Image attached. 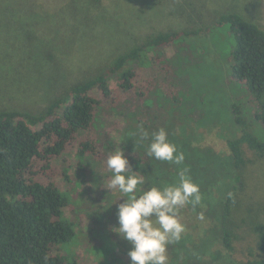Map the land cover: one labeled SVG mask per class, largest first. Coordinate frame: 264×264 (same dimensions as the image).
Masks as SVG:
<instances>
[{
  "label": "rangeland",
  "instance_id": "374dc122",
  "mask_svg": "<svg viewBox=\"0 0 264 264\" xmlns=\"http://www.w3.org/2000/svg\"><path fill=\"white\" fill-rule=\"evenodd\" d=\"M227 13L240 14L264 30V0H0V110L41 114L73 85L94 77L131 48L159 34L202 29L203 33L187 40L198 46L199 60L192 71L193 80L190 76L179 77L182 81L178 88L184 97L172 104L173 124L152 127L156 131L168 127L171 137L178 136L188 147L213 150L209 156L198 158L199 178H191L198 180L202 188L200 205L209 202L210 216L220 221L237 174L228 149V141L240 135L233 108L243 105L247 109L250 100L245 87L231 77L234 35L228 28L211 30ZM179 52L183 53L181 49ZM167 54L174 66L173 62L178 61L176 50L169 49ZM177 68L179 71L180 66ZM150 128L146 130L153 132ZM128 129L123 122L118 128L107 129L100 154L79 158L74 151L66 161L55 165L61 169L60 174L64 169L70 177L57 179L68 199L65 215L76 232L74 241L61 247L69 264H131L128 252L132 245L113 231L119 223V204L125 198L118 190L107 189L111 177L107 159L121 147L132 170L143 177L155 165L152 158L146 160L144 152L135 150ZM245 150L253 159L248 147ZM174 167L172 164L163 175L174 176L180 166L176 170ZM248 171L246 199L264 202V162L256 161ZM208 173L209 187L205 184ZM177 180L178 176L167 177L154 185L174 184ZM142 192L140 186L136 194ZM199 206L193 210L198 212ZM188 232L191 235L183 236L177 245L183 251L195 243L203 247L204 264H248L264 258L256 234L248 226L237 231L239 239L230 255L220 248L216 233H209L207 244H203L202 237H194V228ZM196 251L191 253L192 258Z\"/></svg>",
  "mask_w": 264,
  "mask_h": 264
},
{
  "label": "trees",
  "instance_id": "16d2710c",
  "mask_svg": "<svg viewBox=\"0 0 264 264\" xmlns=\"http://www.w3.org/2000/svg\"><path fill=\"white\" fill-rule=\"evenodd\" d=\"M226 28L236 41L230 54L231 77L245 87L250 99L247 109L243 105L233 108L240 129V135L228 141L237 173L235 185L226 198L220 221L210 216L209 202L200 205L198 212L187 205L179 217L187 229L184 236L191 235L188 231L194 228V237H202L200 242L207 244L209 233H216L219 246L227 255L235 252L237 231L248 226L256 234L258 250L264 255V202H252L244 195L250 166L256 161L264 162V30L237 13L221 15L211 30ZM203 32L159 34L131 48L94 77L73 85L41 114L0 110V264H69L61 247L74 241L76 232L65 215L68 199L57 179L70 177L64 169L60 174L61 169L55 165L66 161L74 151L79 158L100 154L104 148L102 136L109 132L107 129L118 128L120 122L132 131L130 141L136 151L144 152L149 160L146 148L150 137L141 141L139 128L143 125L151 130L158 124H173L172 104L184 97L178 88L180 76L193 80L192 71L199 60L198 46L187 40ZM169 49L177 52L174 66L167 54ZM168 127L165 129L172 138ZM172 142L185 154L180 168L187 166L192 178H199L196 161L213 150L188 147L178 136ZM245 147L253 153V159L247 156ZM152 159L155 167L144 173L146 184L141 186L142 191L154 186L156 180L173 178L178 173L163 175L172 164ZM207 177L205 184L209 187V173ZM200 213L203 220L198 218ZM194 250L197 251L192 258ZM205 254V249L196 243L187 251L180 250L177 243L168 248L169 264H204ZM248 264H264V258Z\"/></svg>",
  "mask_w": 264,
  "mask_h": 264
},
{
  "label": "clouds",
  "instance_id": "9594fccd",
  "mask_svg": "<svg viewBox=\"0 0 264 264\" xmlns=\"http://www.w3.org/2000/svg\"><path fill=\"white\" fill-rule=\"evenodd\" d=\"M139 133L141 141L150 137L146 148L150 158L184 164L185 154L169 139L167 129L149 133L141 125ZM107 167L111 171L107 189L118 190L125 198L119 204V223L113 231L132 245L128 252L131 264H169V246L179 242L187 230L180 220V210L187 205L196 208L202 201L200 186L191 178L190 169L179 168L174 184H157L137 195L146 181L140 172L132 170L121 147L108 156ZM198 218L203 220V213Z\"/></svg>",
  "mask_w": 264,
  "mask_h": 264
}]
</instances>
